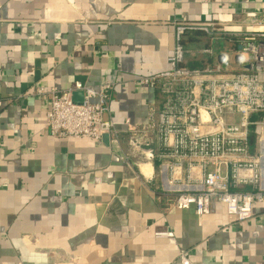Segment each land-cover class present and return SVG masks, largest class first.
Wrapping results in <instances>:
<instances>
[{"label":"crops","instance_id":"1","mask_svg":"<svg viewBox=\"0 0 264 264\" xmlns=\"http://www.w3.org/2000/svg\"><path fill=\"white\" fill-rule=\"evenodd\" d=\"M263 8L264 0H0V264H180L182 251L193 264H264V204L244 221L221 203L208 215L166 210L154 192L161 180L141 177L127 141L53 136L50 96L38 94L111 80L118 127L127 117L143 123L160 96L134 79L170 67L177 22L191 23L180 39L186 65L203 67L217 60L206 49L232 47L212 31H241ZM167 229L173 236H156Z\"/></svg>","mask_w":264,"mask_h":264},{"label":"built area","instance_id":"2","mask_svg":"<svg viewBox=\"0 0 264 264\" xmlns=\"http://www.w3.org/2000/svg\"><path fill=\"white\" fill-rule=\"evenodd\" d=\"M247 21L241 31L223 24L212 31L213 40H228L232 47H209L206 52L217 60L194 68L186 65L187 49L180 42L191 23L177 22L170 67L134 79L160 96V103L149 104L143 123L127 117L118 127L111 114V80L39 89V95L50 96V133L127 141L133 157L138 155L134 164L141 177L147 183L161 180L154 192L166 198V210L195 207L199 215H208L221 203L237 221L251 218L254 205L264 204V8ZM179 261L193 264L185 251Z\"/></svg>","mask_w":264,"mask_h":264},{"label":"bare ground","instance_id":"3","mask_svg":"<svg viewBox=\"0 0 264 264\" xmlns=\"http://www.w3.org/2000/svg\"><path fill=\"white\" fill-rule=\"evenodd\" d=\"M143 170H144L146 173L151 172V171H150V170H151L150 165H144V164H143Z\"/></svg>","mask_w":264,"mask_h":264},{"label":"water","instance_id":"4","mask_svg":"<svg viewBox=\"0 0 264 264\" xmlns=\"http://www.w3.org/2000/svg\"><path fill=\"white\" fill-rule=\"evenodd\" d=\"M78 94L75 95V97L77 98ZM103 140H105L106 142L109 140V135H104Z\"/></svg>","mask_w":264,"mask_h":264},{"label":"trees","instance_id":"5","mask_svg":"<svg viewBox=\"0 0 264 264\" xmlns=\"http://www.w3.org/2000/svg\"><path fill=\"white\" fill-rule=\"evenodd\" d=\"M180 42L182 43L183 41L181 40ZM190 67L194 68V67H196V65H190ZM254 140H255V138H254V136H252V142H254Z\"/></svg>","mask_w":264,"mask_h":264},{"label":"rangeland","instance_id":"6","mask_svg":"<svg viewBox=\"0 0 264 264\" xmlns=\"http://www.w3.org/2000/svg\"><path fill=\"white\" fill-rule=\"evenodd\" d=\"M205 39V38H204Z\"/></svg>","mask_w":264,"mask_h":264}]
</instances>
